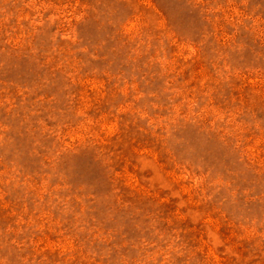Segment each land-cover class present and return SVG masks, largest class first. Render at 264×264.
Instances as JSON below:
<instances>
[{"label":"rangeland","instance_id":"1","mask_svg":"<svg viewBox=\"0 0 264 264\" xmlns=\"http://www.w3.org/2000/svg\"><path fill=\"white\" fill-rule=\"evenodd\" d=\"M0 264H264V0H0Z\"/></svg>","mask_w":264,"mask_h":264}]
</instances>
